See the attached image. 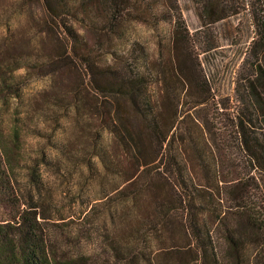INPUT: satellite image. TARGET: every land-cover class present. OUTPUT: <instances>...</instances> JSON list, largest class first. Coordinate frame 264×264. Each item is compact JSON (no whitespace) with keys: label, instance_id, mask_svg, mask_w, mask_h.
<instances>
[{"label":"trees","instance_id":"1","mask_svg":"<svg viewBox=\"0 0 264 264\" xmlns=\"http://www.w3.org/2000/svg\"><path fill=\"white\" fill-rule=\"evenodd\" d=\"M39 1L45 15L41 31L53 33L60 52L39 59L21 55L0 63V95L9 94L17 101L27 86V74L18 75L19 71L38 70L50 79L48 89L37 95L40 99L21 104L24 112L17 108L16 114H0V264H170L162 256L165 249L159 248L161 234L177 217L187 233L184 218L195 212L198 188L183 151L174 145V126L163 127L155 115L145 79L127 74L119 76L117 84L97 81L114 73L109 66L95 69L89 53L80 52L78 17L81 14L90 27L116 30L133 12L165 20L176 0H161L160 11L151 8L153 0ZM254 26L256 36L245 61L251 74L244 79L242 111L232 125L250 165L247 180L256 183L264 197V16L260 10ZM83 61L87 63L83 90L105 98H128L146 122L151 157L146 158L140 135L126 128L127 119L120 111L109 108L107 114H85L81 89L56 92L66 82V72L78 70L79 64L83 67ZM43 99L56 107L55 114L43 109ZM125 162L130 164L129 172L124 171ZM161 184L168 185L173 196L158 201ZM148 192L154 195L152 202ZM56 193L58 198L50 201ZM148 204L153 211L145 209ZM244 209L246 215L240 217L262 232L263 249L264 216L259 213L263 207L254 204ZM67 219L63 225L56 223ZM194 232L201 237L202 228L196 226ZM227 238L236 244L231 235ZM207 251L197 253L204 257Z\"/></svg>","mask_w":264,"mask_h":264},{"label":"rangeland","instance_id":"2","mask_svg":"<svg viewBox=\"0 0 264 264\" xmlns=\"http://www.w3.org/2000/svg\"><path fill=\"white\" fill-rule=\"evenodd\" d=\"M162 6L161 0H153L151 8L160 11ZM258 10L264 16L261 0H176L165 20L133 12L116 30L90 27L81 14L78 17L80 52L89 53L95 69L109 66L114 73L97 81L117 84L118 77L127 74L145 79L155 115L163 127L174 126V145L183 151L198 188L195 212L184 218L187 233L177 217L161 234L159 248L165 249L162 256L170 264H264L262 232L240 217L246 215L245 207L254 204L263 207L259 213L264 216V197L257 192V184L247 180L250 165L239 149L232 125L242 111L244 79L251 74L245 61L256 36ZM220 16L225 19L216 21ZM44 18L39 0H0V63L21 55L39 59L60 52L53 33L41 31ZM81 63L84 66L79 64L78 70L66 72V82L56 92L70 94L74 87L81 89L85 114H107L109 108L120 111L127 119L126 128L140 135L146 158L151 157L154 152L145 120L136 115L128 98H105L93 90H83L87 63ZM17 74H27V86L19 101L9 94L0 95V114L24 112L21 104L27 106L40 99L37 95L50 84L38 70L23 69ZM42 107L55 114L56 107L44 99ZM29 142L36 144L32 139ZM124 171H130L129 162L124 163ZM157 191L158 201L173 196L166 184ZM146 196L152 202L154 195L148 192ZM54 197L58 194L50 201ZM150 204L147 211H153ZM69 220L56 223L63 225ZM194 226L202 228L201 237ZM230 235L237 245L227 238ZM202 249L208 250L204 257L197 253Z\"/></svg>","mask_w":264,"mask_h":264}]
</instances>
